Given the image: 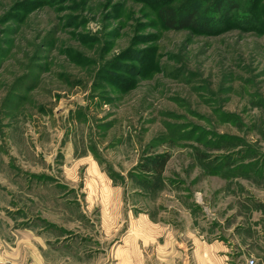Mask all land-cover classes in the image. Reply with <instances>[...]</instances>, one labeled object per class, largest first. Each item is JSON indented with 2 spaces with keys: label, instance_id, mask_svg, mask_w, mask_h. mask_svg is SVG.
<instances>
[{
  "label": "rangeland",
  "instance_id": "rangeland-1",
  "mask_svg": "<svg viewBox=\"0 0 264 264\" xmlns=\"http://www.w3.org/2000/svg\"><path fill=\"white\" fill-rule=\"evenodd\" d=\"M161 245L264 264V0H0V264Z\"/></svg>",
  "mask_w": 264,
  "mask_h": 264
},
{
  "label": "trees",
  "instance_id": "trees-1",
  "mask_svg": "<svg viewBox=\"0 0 264 264\" xmlns=\"http://www.w3.org/2000/svg\"><path fill=\"white\" fill-rule=\"evenodd\" d=\"M220 5V2L218 3ZM222 4V3H221ZM218 5V6H219ZM217 11H220L217 9ZM197 11L193 8H174L169 7L163 9L159 13L160 20L166 29L170 30H183V29H197L198 21L196 18ZM223 12L221 11V14ZM159 173H162L167 163L166 160L159 161Z\"/></svg>",
  "mask_w": 264,
  "mask_h": 264
},
{
  "label": "crops",
  "instance_id": "crops-1",
  "mask_svg": "<svg viewBox=\"0 0 264 264\" xmlns=\"http://www.w3.org/2000/svg\"><path fill=\"white\" fill-rule=\"evenodd\" d=\"M175 249L173 248H169L168 245H165V246H160L159 247V250H157V253L160 255V258H161V261L163 263H160V264H188V262H185V261H182V260H179V261H175L174 257L175 254L173 253ZM201 249H199L200 251ZM199 251L196 253V261H195V264H221V259L219 258V256L217 255H213L210 256L209 254V251L207 248H202V251H203V255H201V253H199ZM218 254V252H217ZM169 256V257H168ZM165 257V259L163 258Z\"/></svg>",
  "mask_w": 264,
  "mask_h": 264
},
{
  "label": "built area",
  "instance_id": "built-area-1",
  "mask_svg": "<svg viewBox=\"0 0 264 264\" xmlns=\"http://www.w3.org/2000/svg\"><path fill=\"white\" fill-rule=\"evenodd\" d=\"M250 264H253V262H250Z\"/></svg>",
  "mask_w": 264,
  "mask_h": 264
}]
</instances>
